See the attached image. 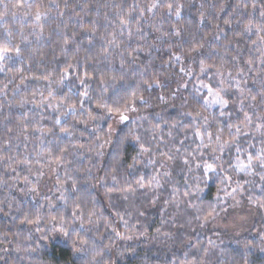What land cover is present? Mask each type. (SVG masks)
I'll list each match as a JSON object with an SVG mask.
<instances>
[{
  "label": "clouds",
  "instance_id": "9594fccd",
  "mask_svg": "<svg viewBox=\"0 0 264 264\" xmlns=\"http://www.w3.org/2000/svg\"><path fill=\"white\" fill-rule=\"evenodd\" d=\"M194 2L197 0H187ZM198 2L199 20L188 29L181 23L180 0H174L171 10L168 0H143L142 6H136V23L143 21L148 27L135 33L131 43L142 47L132 50L154 53L161 50L158 45L175 41L187 63L181 68L183 75H174L167 63L161 65L163 71L154 74L152 55L143 65L135 58L128 59L126 67L122 64L121 70L136 81L139 101L136 110L127 107L131 118L126 124L121 127L120 119L108 114L106 90L98 99L88 97L97 110L105 109L98 115L76 104L61 105L66 109L60 113L65 123H77L64 127L59 118L52 123L61 126L60 131L69 129L65 134L77 141L90 137L88 147L75 142L70 145L72 154L83 156L88 165L65 168L50 186L40 179L45 175L42 169L27 167L21 191L37 203L34 211L24 215V230L7 241L15 254L12 264H29L28 257H33L34 264L49 243L70 244L73 259L86 264H124L129 250L134 252L130 259L140 260L135 247L143 245L161 252L152 258L161 264H264V229L252 232L253 220H264V0ZM144 10L151 14L146 16ZM119 28L125 46L115 42L111 46L118 56L126 57L129 37L126 26L120 24ZM150 33H155L154 39ZM105 55L111 59V54ZM202 56L206 59H200ZM157 75L159 84L155 83ZM189 77L195 82L185 95ZM64 79L66 76L52 83L59 85ZM173 82L175 90L170 86ZM154 88L167 91L153 99ZM204 89L207 97L202 94ZM41 107H45L43 101ZM169 109L176 111L175 120L161 114ZM105 120L112 122L108 131L102 127ZM79 123H86L83 131H79ZM12 139L16 147L25 142L19 136ZM7 144L5 140L3 145ZM129 146L137 149L135 155L126 153ZM45 149L41 139L31 154L23 153V159L12 154L0 162L15 170L21 164L47 160L51 152L46 156ZM105 157V174L97 176L96 169ZM81 172L84 176L77 187L73 177ZM48 175H53V170ZM20 179L17 175L10 181L0 173V187L6 186L10 193ZM66 180L71 181L70 186ZM104 199L107 205H103ZM5 204L17 213L26 207L10 195L0 200V211ZM104 207L116 209V215L109 217ZM161 211L160 228L149 232L151 214ZM208 232L215 238L205 244L201 237ZM4 239L7 233L0 230V240ZM181 248L186 250L183 261L179 256L170 259ZM0 251L8 255L7 249Z\"/></svg>",
  "mask_w": 264,
  "mask_h": 264
},
{
  "label": "trees",
  "instance_id": "16d2710c",
  "mask_svg": "<svg viewBox=\"0 0 264 264\" xmlns=\"http://www.w3.org/2000/svg\"><path fill=\"white\" fill-rule=\"evenodd\" d=\"M168 3L174 5V0H168ZM180 3L182 5L180 9L181 23L188 29L199 20V2L197 0L194 3H187V0H180ZM138 4L142 6L143 0H0V47L13 49L10 58L0 62V67L5 69L0 72V158L6 159L8 156L16 154L23 159V153L27 151L31 154L34 149L39 147L41 139L46 146L45 155L47 156V153L51 152V156L47 160L40 159L38 163L32 162L28 166L21 164L15 167V170L7 169L6 164L0 162V173H3L6 179L11 181L15 176H21V179L16 183V188L10 193L6 186L0 187V200L10 195L13 200L26 205L22 213L10 210L6 204L2 206L0 230L7 233V239L0 240V250L7 249L8 255H4V252L0 251V257H3L0 259V264H12L15 254L12 252V245L7 241L12 238L13 233L19 234L24 230V215L34 211L33 206L37 203V200L25 197L24 192L21 191L24 188L22 177L27 175V167L42 169L45 175L40 179L45 182L48 178H52V181L56 180L57 174H62L65 168L83 169L88 165V161L83 156L72 154L74 149L70 145L75 142L77 145L88 147L87 142L90 137L85 135L77 141L75 137H68L61 132V126H54L52 123L57 118L61 119V125L64 127H71L77 123L71 120L67 124L65 123V118L60 113L66 109L61 108V105L71 107L72 104H76L95 116L104 112L105 109L97 110L95 103H88V97L92 96L98 99V94L102 90H106L104 94L107 99L108 114L120 119V115L113 111L120 109L130 119L131 115L124 106L130 105L133 110H136L139 101L135 95L136 81L130 80L121 70L122 64L127 66L128 59L135 58L138 65H143L147 63L148 56L152 55L155 61L152 65L154 74L163 71L161 65L167 63L174 75H183L181 68L187 63V60L181 56L175 41L171 45H158L161 50L154 53H136L132 50L142 47V45L131 43L135 39V33L144 31L148 27L144 25L143 21L139 24L136 23V20L139 19V12L135 10ZM156 11L153 10V12ZM144 12L146 16L151 14L147 10ZM37 14H40L39 20L36 18ZM123 19L129 20L126 31L129 37L127 43L130 46L126 57L118 56L111 46V42L120 43L122 48L125 46L124 37L121 36L119 28ZM172 21L175 22V17H172ZM154 27L155 25H153ZM167 28L166 21L164 29L167 30ZM225 31L227 32V28ZM150 35L154 39L155 33H150ZM184 39H189V37L184 36ZM188 46L184 45V47ZM15 48H19L22 55L17 56ZM201 52H203L202 49ZM105 54H111V59L106 58ZM176 57L181 58L173 64L172 61L176 60ZM200 59H206V57L202 56ZM65 69L68 70L67 73H65ZM212 70L214 69L210 71ZM44 76H47L48 79H43ZM62 76H66V79L61 84L52 83L55 80H60ZM156 78L159 80V75ZM186 79L185 95L195 82L194 77ZM202 79L204 78L202 77ZM81 80H84L85 83L81 84ZM170 86L175 90L174 82ZM213 86L209 80V87ZM196 87H199V84H196ZM50 91L51 95H49ZM164 91L167 89H152V98L157 99ZM85 92L88 93L87 97L84 95ZM202 94L207 97L205 90ZM130 100L134 102L129 103ZM42 101L45 105L43 108L41 107ZM81 102L83 103L81 104ZM47 105H55V108L47 107ZM161 114L165 118L173 120L177 116L174 109H169L166 113ZM120 121L121 127L128 122L121 119ZM21 122L23 129L20 128ZM111 123L108 120L103 121L102 127L105 131H108ZM86 126V123H79V131H83ZM161 127L164 126L161 125ZM46 129H51V132L45 131ZM15 136H19L21 140L25 141L20 147L15 146L16 142L12 139ZM180 139L182 140L183 136H180ZM5 140L8 141L6 146L3 145ZM177 147H179V143H177ZM64 149H68V151L64 152ZM108 150H111L110 147ZM136 151L137 149H133L131 146L126 149V153L131 152L133 155L136 154ZM29 160L32 161L31 155ZM106 160L107 157L96 169L97 176L105 174L104 162ZM129 163H131L130 159ZM178 163H182V161ZM50 169L53 170V175H48ZM83 176V172L80 176L74 175L77 187L81 186ZM33 182L35 183V180ZM47 183L50 185L51 180L49 179ZM65 183L66 186L71 185V181L66 180ZM212 191V198H214L215 188ZM256 195H260L259 191L256 192ZM102 203L107 205L108 201L104 199ZM103 210L109 217L116 215V209L104 207ZM162 216L163 211L159 215L155 212L151 214L153 223L151 226H147L149 232H155L160 228ZM261 229H264V220L258 218V223L253 225L252 232L255 234ZM214 238L211 232L201 237L205 244ZM185 251L183 248L177 250L175 255L170 256V259L175 260L179 256L183 261ZM235 251L234 249L233 254ZM135 253L139 254L140 260L130 259L129 257H132L134 252L129 250L124 264H161V261L152 259L161 255L156 247L149 250L147 245L136 246ZM195 258V253H193L192 259ZM28 262L33 264V257H28ZM34 264H86V262H78L73 259V250L70 244L65 247L49 243L48 249L35 259Z\"/></svg>",
  "mask_w": 264,
  "mask_h": 264
},
{
  "label": "snow or ice",
  "instance_id": "6c2138e0",
  "mask_svg": "<svg viewBox=\"0 0 264 264\" xmlns=\"http://www.w3.org/2000/svg\"><path fill=\"white\" fill-rule=\"evenodd\" d=\"M167 7H168L169 10H171L174 7V5L172 3H169L167 5ZM177 14L178 15L180 14V11L179 10L177 11ZM36 18L39 20L40 19V14H37V17ZM121 24L123 26H127L129 24V20L123 19L121 21ZM66 43H67V41H66ZM12 51H13V49H11V48H8V47H0V62L6 61L7 59H9L10 56H11ZM15 54L17 56L22 55V53L20 52L19 48H15ZM176 58L179 59V57H176ZM249 63H251V61H249ZM4 70H5L4 67H0V72H3ZM67 71L68 70L65 69V73H67ZM85 75H87V74H85ZM43 79L47 80L48 77L47 76H44ZM84 83H85V81L84 80H81V84H84ZM155 83L156 84H159V80H156ZM84 95L87 97L88 93L85 92ZM132 102H134V101L133 100H130L129 101V103H132ZM216 102L217 103L220 102V98L219 97H217ZM124 107H125V109H127V105H125ZM113 111H115L116 113H118L120 115V119L122 121H128L129 120V116L123 114L120 111V109H114ZM61 131L64 132V133H68L70 130L69 129H61ZM65 151H66V149H65ZM209 215L211 216L212 213H209ZM28 223H34V221L29 220Z\"/></svg>",
  "mask_w": 264,
  "mask_h": 264
},
{
  "label": "rangeland",
  "instance_id": "374dc122",
  "mask_svg": "<svg viewBox=\"0 0 264 264\" xmlns=\"http://www.w3.org/2000/svg\"><path fill=\"white\" fill-rule=\"evenodd\" d=\"M204 90H205V92L207 93V89H204ZM197 138H198V137H197ZM198 139H199V138H198ZM49 179L51 180V183L54 181V180L52 181V178H48V179H46L45 183H47V181H48ZM50 185H51V184H50ZM50 185H49V186H50ZM38 187H39V186H38ZM256 223H258V218H255V219L253 220V225H255ZM211 234H212V233H211ZM212 235H213V234H212Z\"/></svg>",
  "mask_w": 264,
  "mask_h": 264
}]
</instances>
